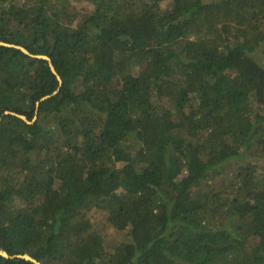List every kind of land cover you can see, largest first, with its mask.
Masks as SVG:
<instances>
[{"label":"trees","instance_id":"1","mask_svg":"<svg viewBox=\"0 0 264 264\" xmlns=\"http://www.w3.org/2000/svg\"><path fill=\"white\" fill-rule=\"evenodd\" d=\"M0 41L1 249L264 264V0H0Z\"/></svg>","mask_w":264,"mask_h":264},{"label":"water","instance_id":"2","mask_svg":"<svg viewBox=\"0 0 264 264\" xmlns=\"http://www.w3.org/2000/svg\"><path fill=\"white\" fill-rule=\"evenodd\" d=\"M0 44H1V45H7V46H14V47H16V48L22 50L24 53L30 54L29 51H28L26 48H24L23 46H20V45L9 44V43H5V42H2V41H0ZM33 56H34V57H37V58H45V59H47L48 62H49V66H50L51 71L56 75V77H57L59 83L62 82L60 76L57 74L56 69H55V67L53 66V64H52V62H51V60H50V58H49L48 56H46V55H42V54H37V55H33ZM44 98H46V96L42 97V99H44ZM5 113H6V114H13V115H16V116H18V117H20V118H22V119L28 121L27 118H26V116L23 115V114H18V113L10 112V111H5ZM33 119H35V117H34ZM28 122H29V121H28ZM0 255L3 256V257H5V258L21 257V258H24V259H26V260H30L31 262H33V263H35V264H42V263H40L39 261H37L36 259L32 258L30 255L26 254V253H25V254L9 255L5 250H3V249L0 248Z\"/></svg>","mask_w":264,"mask_h":264},{"label":"rangeland","instance_id":"3","mask_svg":"<svg viewBox=\"0 0 264 264\" xmlns=\"http://www.w3.org/2000/svg\"><path fill=\"white\" fill-rule=\"evenodd\" d=\"M78 6H79V7H82V6H80V5H78ZM246 161H248L246 165H250V166H252V165H257V164H260V162H262V161H260V160H254L253 157H249V156L246 157ZM263 163H264V161H263ZM226 170L228 171V173L233 174V172H234V170H235V166L232 167V166L230 165L229 167L226 168ZM227 176H228V175H227ZM104 215H105L104 212H101V211H95V212L93 213V219L96 218V220H97L98 222L103 223L102 218H105Z\"/></svg>","mask_w":264,"mask_h":264}]
</instances>
